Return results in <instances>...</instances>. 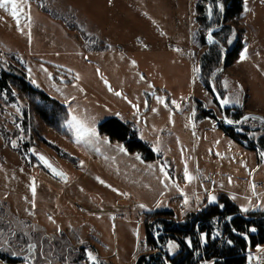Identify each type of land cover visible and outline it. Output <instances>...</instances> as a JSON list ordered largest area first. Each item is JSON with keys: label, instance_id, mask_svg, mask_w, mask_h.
<instances>
[{"label": "rangeland", "instance_id": "1", "mask_svg": "<svg viewBox=\"0 0 264 264\" xmlns=\"http://www.w3.org/2000/svg\"><path fill=\"white\" fill-rule=\"evenodd\" d=\"M196 1L198 13L194 0H16L17 18L11 0L0 7V72L24 71L96 133L77 143L69 119L60 133L16 90H0V251L28 258L14 264H93L89 252L95 264H135L157 252L146 230L157 217L183 223L221 195L243 214L264 211V186L253 187L264 184V75L244 49L227 64L245 30L244 43L263 35L264 0H245L247 14L261 5L258 26L247 14L227 19L225 0ZM211 79L229 101L222 109ZM108 118L130 123L155 159L101 133ZM162 230L153 225L155 239ZM177 242L168 239L163 253L175 255ZM261 246L252 249L256 264Z\"/></svg>", "mask_w": 264, "mask_h": 264}, {"label": "trees", "instance_id": "2", "mask_svg": "<svg viewBox=\"0 0 264 264\" xmlns=\"http://www.w3.org/2000/svg\"><path fill=\"white\" fill-rule=\"evenodd\" d=\"M225 5L227 19L238 18L242 13L243 0H225ZM204 36V34L199 36L202 45L205 44ZM240 42L227 55V64H231L239 55L242 47ZM199 69L202 72L205 70L203 61L199 64ZM0 90H16L18 96L29 101L30 111L38 113L49 127L65 133L64 125L70 117L67 105L33 86L24 71L21 74H14L2 70ZM201 115L214 118L207 111H202ZM218 126L226 135L233 139L237 138L233 137L230 127H222L220 124ZM99 129L110 138L124 142L129 151H139L145 154L146 159H155L152 149L136 137L130 123H124L117 118H108L100 124ZM155 214L156 216L172 215L169 211ZM243 215L249 216L250 219H245ZM155 224H159L164 231V234H160L157 239L152 234V227ZM146 230L147 240L150 245L155 244L157 252L140 256L135 264H247L245 254L247 249L264 244V211L255 209L243 214L228 196L221 195L216 204L191 214L183 223H177L168 217H157L153 224L146 226ZM202 236L206 238V242L201 239ZM168 239H176L181 248L173 256L163 253V246ZM187 239L189 241H186ZM13 252L0 251V259L10 264L23 260L22 256ZM249 264L256 263L251 260Z\"/></svg>", "mask_w": 264, "mask_h": 264}, {"label": "snow or ice", "instance_id": "3", "mask_svg": "<svg viewBox=\"0 0 264 264\" xmlns=\"http://www.w3.org/2000/svg\"><path fill=\"white\" fill-rule=\"evenodd\" d=\"M10 2V0H3V3L0 4V7H4L6 4H8ZM24 2H26V0H24ZM11 3H12V12H11V15L13 16V18H17L18 17V12H17V3H16V0H11ZM21 11H23V8L21 6L20 8ZM209 15H211V9H209ZM17 24L19 25V20L17 19ZM208 40L209 42L211 43L212 42V36L211 34H209V37H208ZM243 59V57H242ZM111 90V89H110ZM117 96L121 95L119 92H116L115 93ZM228 100L227 99H222L221 101V106H224L226 104H228ZM177 108H179V105H176ZM245 119H249L248 117H245ZM252 119H255L254 117ZM228 123H233L231 120L227 121ZM68 124V127L69 128H75L76 132H77V136H76V142L77 143H87L88 141L85 140V136L88 135L89 133L92 135V136H95L96 133H95V130L94 129H87L84 125V123L82 121H80L76 116H71V118L68 120L67 122ZM121 151H123V148H121ZM262 157H264V153L261 154ZM139 158V157H137ZM39 159L41 161H44V163L46 164L47 167H49L50 169H52L53 171V174L54 175H59V176H63L64 174L62 172H57L54 168H52V165L49 164L45 158L43 156H40ZM161 171L163 172L164 169H161ZM166 177H167V174L165 173ZM185 178L188 179L189 181L192 179V177L189 175L188 171H187V168H185ZM101 183H103V181H100ZM253 187H255V185H253ZM32 192H33V196H35V187L32 188ZM216 201V197L214 196H210L209 197V203H213ZM187 203V201H185ZM242 211L244 212H247L248 209L247 208H243L241 209ZM229 220L231 219V217L228 218ZM250 231H255V229H250ZM217 235H219V233H217ZM202 240H205L206 242V238L205 237H201ZM230 243V242H229ZM33 249L35 248V245H32L31 246ZM170 248H175L176 245L175 244H170L169 245ZM259 250V249H258ZM88 258L89 260L93 261V264H95V257L92 255L91 252L88 253ZM253 258L250 256L249 257V260L251 261Z\"/></svg>", "mask_w": 264, "mask_h": 264}, {"label": "crops", "instance_id": "4", "mask_svg": "<svg viewBox=\"0 0 264 264\" xmlns=\"http://www.w3.org/2000/svg\"><path fill=\"white\" fill-rule=\"evenodd\" d=\"M195 1V6H196V9H197V13L199 12V11H201L202 10V8H203V3H201L200 1L199 2H197L196 0H194ZM247 5H248V3H245V0L243 1V10H242V13L240 14V16L241 17H243L245 14H247V12H246V10H247ZM261 5L260 4H258V3H252L251 5H250V8H249V10L250 11H256L257 10V12L256 13H254L253 15L252 14H247V17L249 18V19H251L252 17H254L255 19H257V24H256V26H258V23H259V20H260V17H261V15H260V13H259V10L261 9V7H260ZM204 9H205V7H204ZM201 16V15H200ZM205 16H208V15H206V14H204V17ZM200 18V17H199ZM243 29H244V27H243ZM247 30H245L244 31V35H243V37H242V43H243V45H242V47H241V51L239 52V55L237 56V58L236 59H238V57H240V55H241V52L243 53V49H244V51H246L245 52V58L246 59H248L249 58V55H251V54H253V55H256V63H257V72L259 73V74H262V75H264L263 74V68H264V33H263V35H260V34H257L256 35V37H253V38H251L250 39V41L248 42V41H246L245 43H244V41H243V39H244V37H245V40H247ZM245 65H247V61L245 60L244 61V63H242V67H246ZM264 77V76H263ZM259 114H260V116L261 115H263L264 116V113H261V112H259ZM263 118V117H262ZM34 245V244H33ZM28 261V258L27 257H25V258H23V260H21L20 262H24V261ZM48 259H46V261H47ZM19 263V262H18ZM50 264L51 263V261L50 260H48L47 262H45L44 264Z\"/></svg>", "mask_w": 264, "mask_h": 264}, {"label": "water", "instance_id": "5", "mask_svg": "<svg viewBox=\"0 0 264 264\" xmlns=\"http://www.w3.org/2000/svg\"><path fill=\"white\" fill-rule=\"evenodd\" d=\"M224 67H225V65H224ZM210 89H211L213 95L218 99L219 104H220V106H221L222 97L220 96L219 92L217 91L213 79L210 80ZM222 107H223V106H221V109H222ZM36 156H37L38 158H39L40 156H43V157L45 158V160H46L49 164L52 165V168H54L57 172H62V173H63V171L60 170V169H59L54 163H52L51 160H50L46 155H44V154H42V153H37ZM39 160H40V159H39ZM40 161H41V160H40ZM41 162L43 163V165H44V166H45V167H46L51 173H53L52 169H50L49 167H47L46 164L44 163V161H41ZM63 174H64V173H63ZM55 176H57V177H59V178H62V179H66V175H65V174H64L63 176H59V175H55ZM243 217H244L245 219H250V217L247 216V215H243ZM31 251H32V250H31ZM31 251L28 252V253H31Z\"/></svg>", "mask_w": 264, "mask_h": 264}, {"label": "built area", "instance_id": "6", "mask_svg": "<svg viewBox=\"0 0 264 264\" xmlns=\"http://www.w3.org/2000/svg\"><path fill=\"white\" fill-rule=\"evenodd\" d=\"M264 186V184L263 183H258V184H256V186L254 187L256 190H258V189H260L261 187H263ZM262 245H264V244H262ZM262 248H264L263 246H261V250H262ZM246 256H247V261H248V263L247 264H249L251 261L249 260V257L251 256L252 257V255H253V251H252V249H250V248H248L247 249V251H246Z\"/></svg>", "mask_w": 264, "mask_h": 264}, {"label": "flooded vegetation", "instance_id": "7", "mask_svg": "<svg viewBox=\"0 0 264 264\" xmlns=\"http://www.w3.org/2000/svg\"><path fill=\"white\" fill-rule=\"evenodd\" d=\"M48 170V169H47ZM49 171V170H48ZM49 173H51L50 171H49ZM51 174H53V173H51ZM54 175V174H53ZM29 254V253H28Z\"/></svg>", "mask_w": 264, "mask_h": 264}]
</instances>
